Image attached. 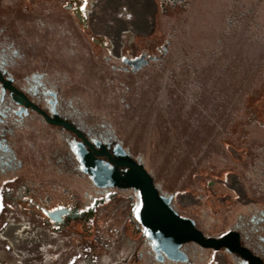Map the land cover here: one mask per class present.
Segmentation results:
<instances>
[{
	"label": "flooded vegetation",
	"instance_id": "af4514ba",
	"mask_svg": "<svg viewBox=\"0 0 264 264\" xmlns=\"http://www.w3.org/2000/svg\"><path fill=\"white\" fill-rule=\"evenodd\" d=\"M83 3L0 0V230L22 215L56 234L90 235L100 220L105 251L126 249L110 264H264V191L254 187V199L239 204L229 227L211 233L150 175L133 153L136 140L128 146L135 116L128 101L166 48L116 57L89 30V0L81 12ZM140 57L155 60L139 69L129 64ZM120 150L143 166L158 197L171 198L172 211L191 221L196 235L232 234L235 250L167 242L157 231L163 216L144 217L140 191L122 186L128 168L117 164Z\"/></svg>",
	"mask_w": 264,
	"mask_h": 264
},
{
	"label": "rangeland",
	"instance_id": "374dc122",
	"mask_svg": "<svg viewBox=\"0 0 264 264\" xmlns=\"http://www.w3.org/2000/svg\"><path fill=\"white\" fill-rule=\"evenodd\" d=\"M236 7H255L256 21L264 27V0H89L88 24L116 57L125 52L134 56L151 45L165 47L167 54L173 50L171 44L183 39L206 50ZM243 108V121L232 125L221 142L223 161L217 159L198 169L190 185L174 194L177 206L202 217L211 233L229 227L239 204L254 199V187L264 191V79L260 90L245 99ZM130 135L131 131L129 147L136 140ZM135 143L133 153L137 155ZM250 146L258 150L251 152ZM19 218L10 219L7 229L0 230L2 264H110L126 252L105 251L108 243L101 244L100 220L87 235L80 229L56 234L28 225V216Z\"/></svg>",
	"mask_w": 264,
	"mask_h": 264
},
{
	"label": "trees",
	"instance_id": "16d2710c",
	"mask_svg": "<svg viewBox=\"0 0 264 264\" xmlns=\"http://www.w3.org/2000/svg\"><path fill=\"white\" fill-rule=\"evenodd\" d=\"M255 9L236 7L209 49L184 39L171 44L173 50L154 63L130 96L137 156L166 193L190 185L206 164L223 161L222 140L243 121L245 99L260 90L264 27Z\"/></svg>",
	"mask_w": 264,
	"mask_h": 264
},
{
	"label": "water",
	"instance_id": "95a60500",
	"mask_svg": "<svg viewBox=\"0 0 264 264\" xmlns=\"http://www.w3.org/2000/svg\"><path fill=\"white\" fill-rule=\"evenodd\" d=\"M148 60L155 59L149 58ZM148 60H145L144 57H140L129 64L133 65L135 69H139L140 67L146 65ZM118 153L119 163L117 164L128 168V172L124 174L125 177L122 179V186L132 187L140 191L143 206L142 213L144 217L146 215L163 216L164 220L160 222L157 231L165 235L167 242L178 246L183 242L193 240L201 244L203 247L212 248L215 251H218L222 248H231L229 245V240L232 234L225 235L218 240H204L200 234L196 235L194 233L193 223L191 221H185L178 218L176 213L172 211L169 205L171 198L162 199L158 197L157 191L152 184V178L145 171L143 166L136 165L131 159L128 158L126 154L121 152V150ZM86 172L92 176H95L94 173L90 172L88 169H86ZM110 174L111 172H106V175ZM96 185L101 186L99 183H96ZM160 208L163 210H158ZM48 217L52 220L55 218L53 214H49ZM231 250L235 249L231 248ZM236 251L239 252L238 250Z\"/></svg>",
	"mask_w": 264,
	"mask_h": 264
},
{
	"label": "snow or ice",
	"instance_id": "6c2138e0",
	"mask_svg": "<svg viewBox=\"0 0 264 264\" xmlns=\"http://www.w3.org/2000/svg\"><path fill=\"white\" fill-rule=\"evenodd\" d=\"M86 4H87V0H84V3L81 4V5H79V10H80L81 12L84 11ZM121 59H123V57H122Z\"/></svg>",
	"mask_w": 264,
	"mask_h": 264
}]
</instances>
